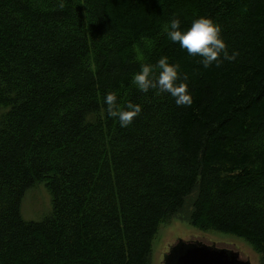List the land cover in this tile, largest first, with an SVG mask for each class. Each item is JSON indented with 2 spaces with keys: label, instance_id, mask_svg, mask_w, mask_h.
Listing matches in <instances>:
<instances>
[{
  "label": "trees",
  "instance_id": "trees-1",
  "mask_svg": "<svg viewBox=\"0 0 264 264\" xmlns=\"http://www.w3.org/2000/svg\"><path fill=\"white\" fill-rule=\"evenodd\" d=\"M198 17L229 54L204 68L172 43ZM167 56L190 107L131 83ZM115 92L142 112H106ZM36 181L51 210L21 215ZM196 188L191 223L264 261V0H0V264H151L161 222Z\"/></svg>",
  "mask_w": 264,
  "mask_h": 264
},
{
  "label": "clouds",
  "instance_id": "clouds-1",
  "mask_svg": "<svg viewBox=\"0 0 264 264\" xmlns=\"http://www.w3.org/2000/svg\"><path fill=\"white\" fill-rule=\"evenodd\" d=\"M181 21L173 16L166 22L164 30L167 38L172 43H178L180 47L190 56H198L201 59L198 63L204 68L215 64L220 67L223 61H235L239 56L238 51L229 54L228 46L221 36V26L214 23L210 18L198 17L193 20L191 26L181 30ZM167 56L159 58L155 65L144 63L140 65V71L134 73L131 83L136 88L147 94L155 90L157 94L167 93L175 99L177 106L190 107L193 97L188 92V85L185 82L187 75L181 78L178 64H170ZM115 92H106L104 103L106 112L110 118H118L121 128L128 127L133 120L142 112L139 104L128 102L125 108H121L117 102Z\"/></svg>",
  "mask_w": 264,
  "mask_h": 264
},
{
  "label": "rangeland",
  "instance_id": "rangeland-1",
  "mask_svg": "<svg viewBox=\"0 0 264 264\" xmlns=\"http://www.w3.org/2000/svg\"><path fill=\"white\" fill-rule=\"evenodd\" d=\"M196 188L184 197L182 206L165 218L154 237L150 253L151 264H164L163 254L170 243L177 237L197 238L205 242L215 241L239 251L243 257H248L252 264H264L262 253L257 251L245 239L230 233L204 230L194 226L190 221L192 202ZM51 210L50 193L43 181H36L27 188L21 198L20 212L26 219H39Z\"/></svg>",
  "mask_w": 264,
  "mask_h": 264
},
{
  "label": "water",
  "instance_id": "water-1",
  "mask_svg": "<svg viewBox=\"0 0 264 264\" xmlns=\"http://www.w3.org/2000/svg\"><path fill=\"white\" fill-rule=\"evenodd\" d=\"M164 264H252L236 249L197 238L177 237L163 254Z\"/></svg>",
  "mask_w": 264,
  "mask_h": 264
}]
</instances>
